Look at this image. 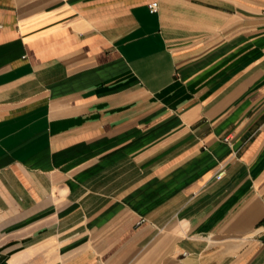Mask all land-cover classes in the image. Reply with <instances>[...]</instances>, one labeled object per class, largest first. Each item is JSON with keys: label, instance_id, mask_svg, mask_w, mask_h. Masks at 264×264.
Returning <instances> with one entry per match:
<instances>
[{"label": "crops", "instance_id": "obj_1", "mask_svg": "<svg viewBox=\"0 0 264 264\" xmlns=\"http://www.w3.org/2000/svg\"><path fill=\"white\" fill-rule=\"evenodd\" d=\"M0 264H264V0H0Z\"/></svg>", "mask_w": 264, "mask_h": 264}, {"label": "built area", "instance_id": "obj_2", "mask_svg": "<svg viewBox=\"0 0 264 264\" xmlns=\"http://www.w3.org/2000/svg\"><path fill=\"white\" fill-rule=\"evenodd\" d=\"M158 8H159V3L158 1H154L152 3L149 4V9L151 12H157L158 11Z\"/></svg>", "mask_w": 264, "mask_h": 264}]
</instances>
